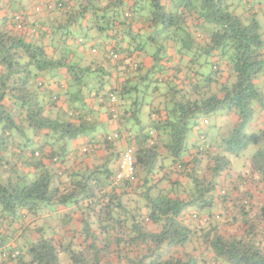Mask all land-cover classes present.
<instances>
[{"label": "trees", "instance_id": "16d2710c", "mask_svg": "<svg viewBox=\"0 0 264 264\" xmlns=\"http://www.w3.org/2000/svg\"><path fill=\"white\" fill-rule=\"evenodd\" d=\"M20 1L0 0V13ZM46 7L64 17L51 41L90 31L127 41V58L151 52V65L133 60L125 83L111 88L102 67L69 60L70 51L54 44L60 58H49V46L25 41L0 19V149L23 137L49 162L30 174L0 170V264H264V130L248 133L256 107L264 110V0H57ZM60 69L66 89L49 96L39 80ZM110 94L135 153L132 180L112 186L119 159L112 153L100 167L62 178L53 164L63 167L72 142L97 140L98 113L86 100L102 99L98 106L110 112ZM60 99L66 110L56 106ZM145 106L150 124L136 128ZM221 112L234 114L233 129L215 146L196 145L184 162L195 121ZM27 131L43 132V140ZM68 207L81 213L83 244L52 226L32 230L35 238L17 236L21 211L37 220Z\"/></svg>", "mask_w": 264, "mask_h": 264}, {"label": "crops", "instance_id": "0c3cea01", "mask_svg": "<svg viewBox=\"0 0 264 264\" xmlns=\"http://www.w3.org/2000/svg\"><path fill=\"white\" fill-rule=\"evenodd\" d=\"M56 2L57 0H21L17 5L14 6L13 10H10L6 3L4 4L2 11L0 13V19H6V24L8 29L12 31L17 36L24 38L25 41H33L37 44H42L49 46L47 50V55L49 58L56 57L60 58L58 52H55L51 49V44L55 46L62 47L64 46L67 51H70L69 60H77L85 65H90L92 67H102L105 71L110 72L109 84L111 88H119L125 83V78L128 74L126 67H129V63L133 60L139 61L144 68H149L151 65V52L140 53L134 52L131 54L130 58L124 54H128L126 49L128 48L127 41H122L121 39H108L107 37L100 36L98 37L99 46L95 42L86 44L83 39L85 33L80 35H75L74 39L66 40L65 42L59 41L57 38H54L53 41L50 40L51 30L57 27L59 24L63 23L64 17L59 11L49 10L46 5L47 2ZM39 6V11H36L35 8ZM20 14L23 18V28L22 30H17L14 27L12 18L14 15ZM82 24V23H81ZM84 27V23H83ZM141 26L139 25V28ZM138 28V26H136ZM46 30L47 35L41 36L38 31ZM42 37V38H41ZM96 37V38H97ZM80 38V39H79ZM64 43V45H63ZM118 53L119 61H114L111 58L112 54ZM108 55L111 59L108 60ZM61 56V55H60ZM107 58V59H106ZM170 62H176L177 59L171 55ZM116 66V67H115ZM4 71V68L0 67V73ZM127 72V73H126ZM227 73V72H225ZM66 71L63 69L54 70L50 74L44 75L43 79L39 80L46 85V90L49 91V96L54 97L55 94H61L62 90L66 89ZM227 77V74H225ZM108 77H102L101 80L104 82ZM46 81V82H45ZM262 89L264 90V78L260 81ZM107 89L109 90L108 86ZM156 97V96H155ZM102 99L98 101L86 100V103L91 106L98 115L96 119L98 120L99 127L97 128V140L96 142H88L87 138H78L72 142L73 151L66 157L63 167L59 169V163L53 164V167L60 172L62 178H66L68 173L75 171L85 170L86 168H97L100 167L106 158L112 153L113 157H119L126 148L132 147L128 143V139L121 132V124L119 123L120 116L122 112L119 110L120 115L115 118L109 112V105H105L104 108L98 106V102H102ZM8 100L5 101L7 103ZM56 106L63 107V110H66V106L63 102V99L57 101ZM145 109H147L146 114H144ZM150 106H145L141 110L140 114V124L135 126L136 128L140 126L148 127L150 124ZM145 115V116H144ZM144 116V117H142ZM216 125L211 124V132H208L204 127L203 120L207 121V124L210 123V118L198 119L192 126L190 131V137L188 140V150L183 156V161L190 163V161L195 157L196 145H201L200 137L203 135L205 138V143L215 144L220 142V139L224 138L225 135L230 132L235 123L236 117L232 113L221 112L214 116ZM146 120V121H145ZM25 127L27 126L26 124ZM264 127V110L260 107H256L255 115L253 121L248 127V133H260L263 132ZM28 132V137L33 138L36 142L43 140V132L40 134L34 132ZM12 133L6 132L4 135L6 138H9ZM117 137H114L116 136ZM4 137V136H3ZM106 138V141L104 139ZM111 138V139H109ZM103 139V143L102 140ZM24 138L16 136L13 141L9 139L7 146L0 149V170L7 173L8 171L16 170L20 174H30L34 172L32 165H48L49 162L47 159L43 158L36 147L25 148L24 147ZM210 148L214 150L215 147ZM107 148L109 150L107 151ZM254 147L249 148L247 153L252 152ZM86 150V151H84ZM117 164L114 163V171L116 170ZM4 178V177H3ZM180 181H184V175L178 176ZM249 189V188H248ZM251 190V188H250ZM256 205L260 204L263 200L262 196L255 191ZM74 207H68L59 211L52 212L50 214L42 215L37 220L23 210L19 215V226L16 231L17 236H20L22 232L31 235L33 238L34 232L32 230L36 229L39 226L44 227H54L58 230L62 239L65 241L73 242L77 245L83 244V236L80 235V222H81V213L75 211ZM34 225V226H33ZM154 230V229H153ZM181 251V250H180ZM179 252V251H178Z\"/></svg>", "mask_w": 264, "mask_h": 264}, {"label": "built area", "instance_id": "2783aa9c", "mask_svg": "<svg viewBox=\"0 0 264 264\" xmlns=\"http://www.w3.org/2000/svg\"><path fill=\"white\" fill-rule=\"evenodd\" d=\"M57 6L60 7V4ZM39 9H40L39 6H37L35 8L36 11H39ZM12 21L15 24V26L17 27V29H21L23 27L24 22H23V18L20 14L15 15L13 17ZM111 58L114 61L118 60V56L116 54H112ZM131 66L133 69H136L135 64H133ZM109 102L111 105L110 112L112 113V115L115 118H117L120 115L119 109L117 107V104H118L117 96L114 94H110L109 95ZM203 123H204V125H206L207 121L203 120ZM263 130H264V127H263ZM150 134L152 135L153 133L150 132ZM114 137H117V135ZM109 139H111V138H109ZM200 140L202 142V145H204L205 138L203 137V135H201ZM206 148H207V146H206ZM84 151H86V150H84ZM134 160H135V153H134V150L132 147L126 148L125 151L120 154L119 159H118L116 172H115L114 177H113L112 186L114 188L121 185L124 181H131L132 180L133 172H134Z\"/></svg>", "mask_w": 264, "mask_h": 264}, {"label": "rangeland", "instance_id": "374dc122", "mask_svg": "<svg viewBox=\"0 0 264 264\" xmlns=\"http://www.w3.org/2000/svg\"><path fill=\"white\" fill-rule=\"evenodd\" d=\"M82 33V32H81ZM82 37H84L83 39L85 40V42H86V44H88V43H91L92 41L93 42H95L96 44H97V46H99L100 45V43L98 42L99 40H98V37L97 38H94L95 37V35L92 33V32H88L87 34H85V36H82ZM98 40V41H97ZM145 113L144 114H146V112H147V109H145V111H144ZM145 116V115H144ZM144 116H142V117H144ZM146 121V120H145ZM215 122V119H214V116H212V117H210V123H208V124H206L205 125V129L208 131V132H211V124L212 125H216V123L214 124V122ZM238 164H239V162H237ZM239 189L241 190V191H244V186L242 187L241 185L239 186ZM239 197H240V199L242 198L241 197V195H239ZM252 202H253V205H256V201H255V199H253L252 200ZM258 208V207H257ZM236 228V226H234L233 228H231L232 230H234Z\"/></svg>", "mask_w": 264, "mask_h": 264}]
</instances>
